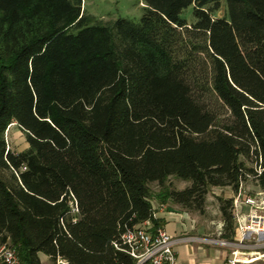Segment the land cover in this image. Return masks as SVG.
I'll return each instance as SVG.
<instances>
[{
    "label": "trees",
    "instance_id": "1",
    "mask_svg": "<svg viewBox=\"0 0 264 264\" xmlns=\"http://www.w3.org/2000/svg\"><path fill=\"white\" fill-rule=\"evenodd\" d=\"M83 1L0 0V247L20 264H135L123 235L158 227L154 200L203 215L214 187L264 191V0H141L109 25Z\"/></svg>",
    "mask_w": 264,
    "mask_h": 264
},
{
    "label": "built area",
    "instance_id": "2",
    "mask_svg": "<svg viewBox=\"0 0 264 264\" xmlns=\"http://www.w3.org/2000/svg\"><path fill=\"white\" fill-rule=\"evenodd\" d=\"M243 204L251 207L247 215L240 211ZM234 210L240 231V240L233 241L220 239L222 245L232 246L234 250L229 258V264H247L252 258L243 256L246 248V240L254 239L257 246H264V191L255 195L246 194L241 187L234 196ZM151 219L146 220L142 225L128 230L123 235V242L126 251L136 260L135 264H176L177 253L175 246L184 238L171 236L164 228L158 227L155 230L150 228ZM264 264V252H257L255 256ZM58 264H68L64 259H59ZM0 264H20L17 251L7 245L0 247Z\"/></svg>",
    "mask_w": 264,
    "mask_h": 264
},
{
    "label": "crops",
    "instance_id": "3",
    "mask_svg": "<svg viewBox=\"0 0 264 264\" xmlns=\"http://www.w3.org/2000/svg\"><path fill=\"white\" fill-rule=\"evenodd\" d=\"M16 124V122L11 124L9 129ZM256 189L255 193L261 191L258 188ZM235 195L233 193L231 197ZM153 205L155 211L154 219L157 220L158 227L164 228L173 237L184 238V240L175 246L177 253L176 264H229L228 260L232 256L234 247L222 245L219 242L223 238L214 235L210 223L203 219V215L187 211L172 202L160 203L154 200ZM250 209L249 205L243 204L240 212L247 215ZM223 225L224 222L222 220L220 224L222 229ZM154 227V223L151 220L150 228L153 230ZM234 240H240L238 226ZM246 244L247 246L242 251V254L243 256L252 258V261L247 264H259L261 261L256 259L255 256L259 251L264 252V246H257L255 240L252 238L246 240ZM43 257L48 258L45 254H41L42 259Z\"/></svg>",
    "mask_w": 264,
    "mask_h": 264
},
{
    "label": "rangeland",
    "instance_id": "4",
    "mask_svg": "<svg viewBox=\"0 0 264 264\" xmlns=\"http://www.w3.org/2000/svg\"><path fill=\"white\" fill-rule=\"evenodd\" d=\"M83 8L88 15L93 17L95 22L105 25L112 24L119 18L139 21L145 13V4L141 0H84ZM225 13L226 4L223 3L221 9L218 11V15L223 16ZM181 16L189 22H193L194 14L192 6L184 9ZM7 141L9 147L14 151L20 152L28 147L26 133L17 124L8 129ZM169 181L177 189H182L190 184V181L181 180L175 176L170 177ZM152 186L155 190L159 189L157 184H153ZM256 190V187L252 183L247 184L244 188L245 193L250 195H255ZM233 193L227 187H214L208 196L207 210L203 214V219L210 223L216 236L221 235L220 231L222 229V226H220L222 216L219 210L217 196L231 197ZM42 260L45 264H53L49 258L46 259V257H43Z\"/></svg>",
    "mask_w": 264,
    "mask_h": 264
}]
</instances>
